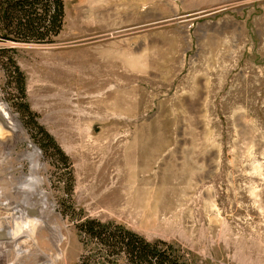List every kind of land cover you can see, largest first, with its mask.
I'll use <instances>...</instances> for the list:
<instances>
[{"label": "rangeland", "instance_id": "obj_1", "mask_svg": "<svg viewBox=\"0 0 264 264\" xmlns=\"http://www.w3.org/2000/svg\"><path fill=\"white\" fill-rule=\"evenodd\" d=\"M64 11L52 44L0 42L15 49L0 53V230L17 235L0 239V264H79L97 245L77 228L87 219L163 240L188 264H264V0ZM23 202L35 215L17 213Z\"/></svg>", "mask_w": 264, "mask_h": 264}, {"label": "trees", "instance_id": "obj_2", "mask_svg": "<svg viewBox=\"0 0 264 264\" xmlns=\"http://www.w3.org/2000/svg\"><path fill=\"white\" fill-rule=\"evenodd\" d=\"M64 0H0V42L23 45H49L63 30ZM15 49H0V53ZM8 84L26 99V78L10 55ZM41 141L54 151L61 163L70 168L69 158L53 137L37 121L27 102L19 107ZM83 242H94V252L83 255L79 264H188L180 248L163 240L147 241L131 230L112 223L87 219L78 225Z\"/></svg>", "mask_w": 264, "mask_h": 264}, {"label": "bare ground", "instance_id": "obj_3", "mask_svg": "<svg viewBox=\"0 0 264 264\" xmlns=\"http://www.w3.org/2000/svg\"><path fill=\"white\" fill-rule=\"evenodd\" d=\"M0 117L2 118L3 122L7 123V124H10V118L8 116V114L2 109L0 108ZM13 119V118H12ZM8 126V125H7ZM29 180H33V178H30ZM31 204H28L27 202H23L21 204V209H16L17 210V213H19L20 216H33L35 215V212L34 211H30L29 209L31 208L30 207ZM41 207H44V202H41ZM37 210V209H36ZM35 210V211H36ZM41 211V210H40ZM40 213V212H39ZM42 220H36V219H30V222L31 223H39L41 222ZM6 232V231H5ZM4 231L0 230V239L2 238H7L10 242L11 241H15L16 239V236L13 235V233L11 231H9L8 233L6 232L5 233Z\"/></svg>", "mask_w": 264, "mask_h": 264}]
</instances>
